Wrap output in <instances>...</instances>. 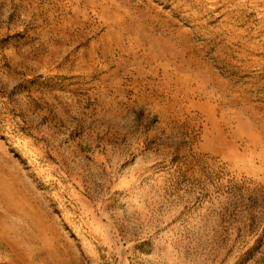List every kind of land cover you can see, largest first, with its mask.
Returning a JSON list of instances; mask_svg holds the SVG:
<instances>
[{
	"label": "rangeland",
	"instance_id": "rangeland-1",
	"mask_svg": "<svg viewBox=\"0 0 264 264\" xmlns=\"http://www.w3.org/2000/svg\"><path fill=\"white\" fill-rule=\"evenodd\" d=\"M0 264H264V0H0Z\"/></svg>",
	"mask_w": 264,
	"mask_h": 264
}]
</instances>
